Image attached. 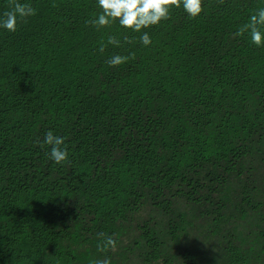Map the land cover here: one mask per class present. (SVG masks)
<instances>
[{"label":"trees","instance_id":"trees-1","mask_svg":"<svg viewBox=\"0 0 264 264\" xmlns=\"http://www.w3.org/2000/svg\"><path fill=\"white\" fill-rule=\"evenodd\" d=\"M20 2L36 15L0 28V264H264V46L234 35L264 0L141 32L86 23L97 0Z\"/></svg>","mask_w":264,"mask_h":264},{"label":"clouds","instance_id":"clouds-1","mask_svg":"<svg viewBox=\"0 0 264 264\" xmlns=\"http://www.w3.org/2000/svg\"><path fill=\"white\" fill-rule=\"evenodd\" d=\"M223 3V0H220ZM100 13L95 18L86 23L95 26L97 29L107 27L118 21L122 28L131 29L134 32H141L150 26L159 24L162 20L170 18L173 8L183 7L189 17L195 18L204 11V0H97ZM36 15V9L30 3H21L20 0H9V10L3 13L0 18V28L9 32H15L20 22H26L27 18ZM248 33L250 40L256 46H264V7H261L250 15L249 21L240 26L234 33L236 36H243ZM143 45L148 46L152 43L148 32H143L139 37ZM128 42V38L125 37ZM120 40L115 36H109L107 44L120 46ZM106 44L102 41L99 51L103 52ZM131 55H113L107 63L110 66H118L126 63ZM40 147L50 146L49 158L57 164L68 161V150L65 145L64 137L56 136L49 130L43 141L37 140ZM63 146V147H62ZM101 240L97 245L98 251L105 252L109 249L115 250L117 239L106 233H98ZM90 264H112L111 259H95Z\"/></svg>","mask_w":264,"mask_h":264},{"label":"flooded vegetation","instance_id":"flooded-vegetation-1","mask_svg":"<svg viewBox=\"0 0 264 264\" xmlns=\"http://www.w3.org/2000/svg\"><path fill=\"white\" fill-rule=\"evenodd\" d=\"M204 223V221H202V224ZM191 228V227H190ZM189 228V229H190ZM195 230V229H194ZM200 231H208L207 230V227L205 226L203 229L201 228V230ZM209 232V231H208ZM197 237V240H199V241H201V240H203V238L201 237V236H199V235H197L196 236ZM176 240H174V242H175ZM210 244H211V242L210 241H208V240H206L205 242H204V245H206L207 247H209L210 246ZM182 257H180L179 255L177 256V258H176V261L177 262H179V261H181L180 259H181Z\"/></svg>","mask_w":264,"mask_h":264},{"label":"rangeland","instance_id":"rangeland-1","mask_svg":"<svg viewBox=\"0 0 264 264\" xmlns=\"http://www.w3.org/2000/svg\"><path fill=\"white\" fill-rule=\"evenodd\" d=\"M209 250V247H207V250L206 251H208Z\"/></svg>","mask_w":264,"mask_h":264}]
</instances>
